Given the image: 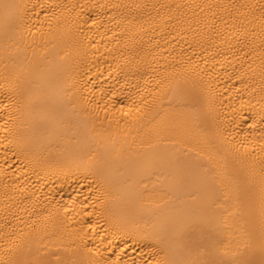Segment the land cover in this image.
<instances>
[{
    "label": "bare ground",
    "instance_id": "bare-ground-1",
    "mask_svg": "<svg viewBox=\"0 0 264 264\" xmlns=\"http://www.w3.org/2000/svg\"><path fill=\"white\" fill-rule=\"evenodd\" d=\"M0 264H264V0H0Z\"/></svg>",
    "mask_w": 264,
    "mask_h": 264
}]
</instances>
